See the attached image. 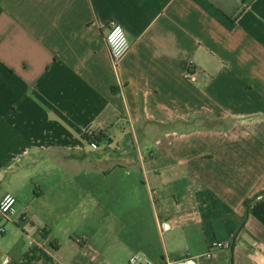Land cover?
Returning a JSON list of instances; mask_svg holds the SVG:
<instances>
[{
	"label": "crops",
	"instance_id": "crops-1",
	"mask_svg": "<svg viewBox=\"0 0 264 264\" xmlns=\"http://www.w3.org/2000/svg\"><path fill=\"white\" fill-rule=\"evenodd\" d=\"M262 126L264 0H0V264H264Z\"/></svg>",
	"mask_w": 264,
	"mask_h": 264
},
{
	"label": "built area",
	"instance_id": "built-area-1",
	"mask_svg": "<svg viewBox=\"0 0 264 264\" xmlns=\"http://www.w3.org/2000/svg\"><path fill=\"white\" fill-rule=\"evenodd\" d=\"M119 27L121 32L115 35L114 38L113 34L116 32V28ZM105 42L108 47L113 66L117 70L119 64L123 60V58L129 53L131 49V44L126 34L125 29L118 24L117 22H110L107 27V32L105 34ZM191 72L186 75V78H189ZM93 134H86V138L89 140V144L93 149H97V143L94 141ZM17 214L16 209V199L12 196H7L0 204V216L8 221H11V218ZM172 228V224L170 221H163L161 223L162 232H168ZM4 232V228L0 226V233ZM231 243L228 241H213L210 246L209 253L206 254L207 258H211L216 251L221 250H229L231 249ZM14 264L13 259L8 256L4 255L1 258V264ZM131 264H198L196 257L192 256L188 251L184 252L181 256H169L166 255L162 259L154 260L148 256L140 255V254H133L130 258Z\"/></svg>",
	"mask_w": 264,
	"mask_h": 264
},
{
	"label": "rangeland",
	"instance_id": "rangeland-1",
	"mask_svg": "<svg viewBox=\"0 0 264 264\" xmlns=\"http://www.w3.org/2000/svg\"><path fill=\"white\" fill-rule=\"evenodd\" d=\"M259 132L260 135L264 138V126L259 127ZM111 152L112 151H110V149L102 150L99 153L96 152L94 154V158H96V160H105L106 158H109Z\"/></svg>",
	"mask_w": 264,
	"mask_h": 264
},
{
	"label": "clouds",
	"instance_id": "clouds-1",
	"mask_svg": "<svg viewBox=\"0 0 264 264\" xmlns=\"http://www.w3.org/2000/svg\"><path fill=\"white\" fill-rule=\"evenodd\" d=\"M121 32V29L119 27L116 28V32L113 34V37H115V35L119 34ZM5 264H7V262H5Z\"/></svg>",
	"mask_w": 264,
	"mask_h": 264
},
{
	"label": "trees",
	"instance_id": "trees-1",
	"mask_svg": "<svg viewBox=\"0 0 264 264\" xmlns=\"http://www.w3.org/2000/svg\"><path fill=\"white\" fill-rule=\"evenodd\" d=\"M88 140V139H87ZM100 140V136L94 137V141L98 142ZM89 141V140H88ZM55 248V247H54Z\"/></svg>",
	"mask_w": 264,
	"mask_h": 264
}]
</instances>
